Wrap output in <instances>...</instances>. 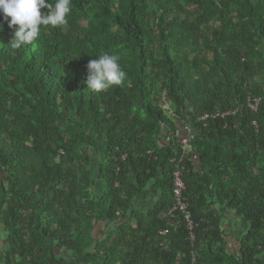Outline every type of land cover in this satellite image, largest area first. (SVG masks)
Here are the masks:
<instances>
[{"label":"trees","instance_id":"obj_1","mask_svg":"<svg viewBox=\"0 0 264 264\" xmlns=\"http://www.w3.org/2000/svg\"><path fill=\"white\" fill-rule=\"evenodd\" d=\"M66 19L13 50L0 14V264H264V0H71ZM104 53L126 78L96 93ZM182 158L194 231L169 214Z\"/></svg>","mask_w":264,"mask_h":264},{"label":"clouds","instance_id":"obj_2","mask_svg":"<svg viewBox=\"0 0 264 264\" xmlns=\"http://www.w3.org/2000/svg\"><path fill=\"white\" fill-rule=\"evenodd\" d=\"M47 9V12H41ZM71 12V0H56L55 4L46 0H0V14L10 28L18 26L8 46L19 50L24 45H32L38 40L41 28L61 27L68 23L66 17ZM10 18V19H9ZM117 54L104 53L87 65V89L100 93L122 84L126 72L119 64Z\"/></svg>","mask_w":264,"mask_h":264},{"label":"built area","instance_id":"obj_3","mask_svg":"<svg viewBox=\"0 0 264 264\" xmlns=\"http://www.w3.org/2000/svg\"><path fill=\"white\" fill-rule=\"evenodd\" d=\"M253 109L256 111L257 107L253 106ZM209 115L205 116L203 119L208 118ZM190 137H185L182 139V144L185 150V154H188L189 149H190ZM194 159H197V156L194 157ZM185 166H184V159L182 158L181 161L178 164L177 170L175 172V179H174V185H175V197L176 201L174 203V207L169 211V214L175 211H181L184 214V219L187 222L188 228L191 231H194L196 225L194 224L192 220V215L191 212L189 211L188 205H187V200L184 197V191L186 190V183L184 180V172H185ZM166 231L163 232L162 234L166 235ZM195 237L192 233L191 239L193 240Z\"/></svg>","mask_w":264,"mask_h":264},{"label":"crops","instance_id":"obj_4","mask_svg":"<svg viewBox=\"0 0 264 264\" xmlns=\"http://www.w3.org/2000/svg\"><path fill=\"white\" fill-rule=\"evenodd\" d=\"M184 130H186V128H184ZM187 133H188V132H185V133H184V136H185V137H187V136L189 135V133H188V134H187ZM182 134H183V133L181 132V135H182Z\"/></svg>","mask_w":264,"mask_h":264},{"label":"rangeland","instance_id":"obj_5","mask_svg":"<svg viewBox=\"0 0 264 264\" xmlns=\"http://www.w3.org/2000/svg\"><path fill=\"white\" fill-rule=\"evenodd\" d=\"M99 229V228H98Z\"/></svg>","mask_w":264,"mask_h":264}]
</instances>
